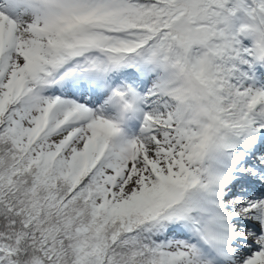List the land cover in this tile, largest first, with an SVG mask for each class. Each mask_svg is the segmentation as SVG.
<instances>
[{
  "label": "snow or ice",
  "instance_id": "1",
  "mask_svg": "<svg viewBox=\"0 0 264 264\" xmlns=\"http://www.w3.org/2000/svg\"><path fill=\"white\" fill-rule=\"evenodd\" d=\"M0 264H264V0H0Z\"/></svg>",
  "mask_w": 264,
  "mask_h": 264
}]
</instances>
